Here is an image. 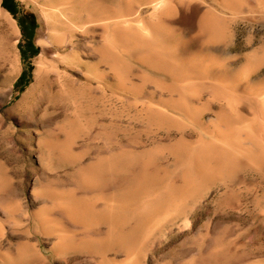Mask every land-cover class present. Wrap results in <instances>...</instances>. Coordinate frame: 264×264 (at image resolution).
<instances>
[{"label": "rangeland", "instance_id": "374dc122", "mask_svg": "<svg viewBox=\"0 0 264 264\" xmlns=\"http://www.w3.org/2000/svg\"><path fill=\"white\" fill-rule=\"evenodd\" d=\"M0 264H264V0H0Z\"/></svg>", "mask_w": 264, "mask_h": 264}]
</instances>
